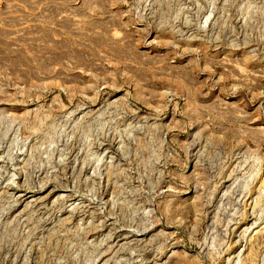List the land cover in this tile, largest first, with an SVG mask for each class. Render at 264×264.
<instances>
[{
  "label": "rangeland",
  "instance_id": "obj_1",
  "mask_svg": "<svg viewBox=\"0 0 264 264\" xmlns=\"http://www.w3.org/2000/svg\"><path fill=\"white\" fill-rule=\"evenodd\" d=\"M0 264H264V0H0Z\"/></svg>",
  "mask_w": 264,
  "mask_h": 264
}]
</instances>
